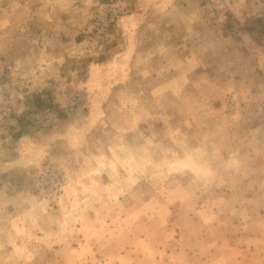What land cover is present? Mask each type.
<instances>
[{"label":"rangeland","instance_id":"obj_1","mask_svg":"<svg viewBox=\"0 0 264 264\" xmlns=\"http://www.w3.org/2000/svg\"><path fill=\"white\" fill-rule=\"evenodd\" d=\"M0 264H264V0H0Z\"/></svg>","mask_w":264,"mask_h":264},{"label":"trees","instance_id":"obj_2","mask_svg":"<svg viewBox=\"0 0 264 264\" xmlns=\"http://www.w3.org/2000/svg\"><path fill=\"white\" fill-rule=\"evenodd\" d=\"M30 97V101L35 102V107L31 108L29 110V115L32 113H37L41 110H50L52 112L59 113V117L62 119H66L68 117V113L63 111L61 108H59V104L53 103V94L49 90H45L42 93H34ZM19 124H21L22 128L19 130V132H16L14 135L15 139H19L25 134H29L30 130H28V126L32 124V119L30 118L28 121L25 122V117L22 116L19 119ZM27 127V128H26ZM27 129V130H26Z\"/></svg>","mask_w":264,"mask_h":264},{"label":"crops","instance_id":"obj_3","mask_svg":"<svg viewBox=\"0 0 264 264\" xmlns=\"http://www.w3.org/2000/svg\"><path fill=\"white\" fill-rule=\"evenodd\" d=\"M187 255H191L190 252H187ZM194 255H191V258L193 259Z\"/></svg>","mask_w":264,"mask_h":264},{"label":"built area","instance_id":"obj_4","mask_svg":"<svg viewBox=\"0 0 264 264\" xmlns=\"http://www.w3.org/2000/svg\"><path fill=\"white\" fill-rule=\"evenodd\" d=\"M63 179H64V178H60V181L62 182Z\"/></svg>","mask_w":264,"mask_h":264}]
</instances>
